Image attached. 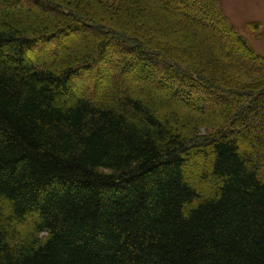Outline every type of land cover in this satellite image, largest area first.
I'll return each mask as SVG.
<instances>
[{"label":"trees","instance_id":"1","mask_svg":"<svg viewBox=\"0 0 264 264\" xmlns=\"http://www.w3.org/2000/svg\"><path fill=\"white\" fill-rule=\"evenodd\" d=\"M175 1L0 0V264H264V54Z\"/></svg>","mask_w":264,"mask_h":264},{"label":"rangeland","instance_id":"2","mask_svg":"<svg viewBox=\"0 0 264 264\" xmlns=\"http://www.w3.org/2000/svg\"><path fill=\"white\" fill-rule=\"evenodd\" d=\"M223 9L237 27L239 32L244 34L256 50L264 54V0H219ZM176 5L182 10L192 9L190 4L185 1H175ZM259 21V27L254 26L253 22ZM228 43V44H227ZM230 47V40L226 46ZM238 57L242 55L237 54Z\"/></svg>","mask_w":264,"mask_h":264}]
</instances>
